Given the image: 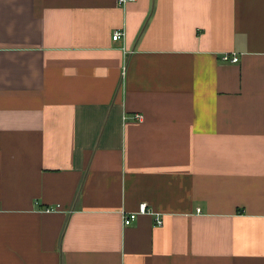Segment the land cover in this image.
I'll return each mask as SVG.
<instances>
[{"label": "crops", "instance_id": "1", "mask_svg": "<svg viewBox=\"0 0 264 264\" xmlns=\"http://www.w3.org/2000/svg\"><path fill=\"white\" fill-rule=\"evenodd\" d=\"M0 264H264V0H0Z\"/></svg>", "mask_w": 264, "mask_h": 264}, {"label": "built area", "instance_id": "2", "mask_svg": "<svg viewBox=\"0 0 264 264\" xmlns=\"http://www.w3.org/2000/svg\"><path fill=\"white\" fill-rule=\"evenodd\" d=\"M127 1H133V0H119V4H125ZM121 36H122V32L119 30H115L112 34V39L118 40L121 38ZM222 59L228 60L230 62H237L239 58H238V55H236V54H233V55L224 54ZM136 118L140 119L141 115L136 114ZM197 211H199V209H197ZM147 212L148 211H147L146 205L143 203V204L139 205V207L136 211H130V212L124 213L122 215V223H123V225H129L134 220L137 219L138 215L143 214V213H147ZM154 221H155L156 225H160L162 223L161 218L158 217L156 214H155Z\"/></svg>", "mask_w": 264, "mask_h": 264}]
</instances>
